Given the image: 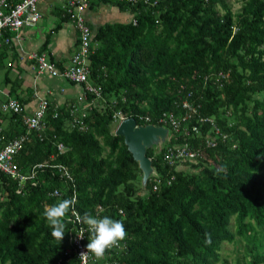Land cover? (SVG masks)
Segmentation results:
<instances>
[{"label":"trees","instance_id":"obj_1","mask_svg":"<svg viewBox=\"0 0 264 264\" xmlns=\"http://www.w3.org/2000/svg\"><path fill=\"white\" fill-rule=\"evenodd\" d=\"M95 1L87 7L107 4L131 16L95 29L85 21L88 81L101 89L103 102L86 109L83 130L71 125L67 106L47 102L44 132L27 133L14 159L22 173L45 164L35 185L19 188L0 173V264H75L70 211L59 244L44 216L47 206L73 194L78 216H108L128 234L95 264H230L221 255L225 244L234 245V264H264V0H232L240 3L236 12L226 0ZM183 101L195 114L177 134L163 127L166 147L186 142L198 155L170 165L166 147L156 154L146 149L153 172L142 185L137 162L111 131L112 117L119 112L139 125L138 117H147L160 127L163 114L183 117ZM197 118L211 120L226 138ZM8 121L12 130L2 143L26 133L18 116ZM192 125L197 134L189 132ZM207 137L214 146L206 147ZM57 164L73 187L50 167Z\"/></svg>","mask_w":264,"mask_h":264},{"label":"built area","instance_id":"obj_2","mask_svg":"<svg viewBox=\"0 0 264 264\" xmlns=\"http://www.w3.org/2000/svg\"><path fill=\"white\" fill-rule=\"evenodd\" d=\"M38 0H0V45L8 46L12 40L9 34L16 33L23 27H33L40 20L41 15L37 10ZM120 3H126L129 5L134 4H147L149 0H116ZM87 6L85 0H65L63 10L68 15L69 21L73 24L76 32L77 49L72 54L69 60L68 66L58 71L54 65L49 62L44 55L31 54L30 59L34 60L35 71L37 74L46 73L52 77H60L69 82L76 84H83L84 91L76 98L75 104L67 105L68 113L71 117V125L76 126L80 130L85 129V126L81 120L84 118L85 111L90 105H93L96 101L103 102L101 89L92 85L88 81V68L87 58L90 51V30L85 23L83 12ZM90 95L92 100L87 101V96ZM48 101L45 98L38 100L36 108L31 113H24V108L15 99H7L5 103L0 104V113L6 115H16L19 117L21 124L25 127L26 133L18 137H13L10 140L3 142V136L0 129V173L16 181L19 188L23 187L26 182L30 181L32 186L35 185L33 179L36 177V171L40 168H44L45 164H36L27 169L25 173H22L15 163L14 159L16 155L21 151L23 144L26 142V135L29 132H34L39 135L44 132L46 128V110ZM80 103L84 104V108L80 107ZM114 103V102H113ZM182 108L185 109L183 117L178 118L173 114H163L158 119L160 127L168 126L170 132L177 134L181 129V123L187 121L195 114V109L191 108L186 101L182 102ZM59 113L54 111L51 115L52 118H57ZM117 121V126L126 117L122 113H114L112 119ZM200 123H208L211 126V130L216 136L224 139L226 136L221 134L219 129L214 127L213 122L209 119L197 118ZM138 120L142 121V125L136 123L139 126L152 125L148 123L147 117H138ZM161 124V125H160ZM189 132L193 134L198 133V128L195 125L190 127ZM185 135L188 134L186 130L183 131ZM170 137L168 132V138ZM206 147H212L215 145V140L211 137H207L205 140ZM58 152L64 150L60 143L56 144ZM198 155V151L188 145V143H174L172 146L166 147L163 153V160L172 165L177 161L194 160ZM46 167V166H45ZM58 175V178L63 180L67 187H73L72 178L67 169L61 165H52ZM155 189V187H153ZM17 193L19 190L16 191ZM50 195L57 196L58 192L53 190ZM74 196V194H73ZM72 196V197H73ZM1 198V194H0ZM71 217L66 219L72 226V231L68 236V243L70 244L73 257L76 264H95V258L88 253L87 258L81 256V253L86 251V231L87 228H83L80 225V221L77 219L78 214L72 208L70 209ZM83 230V238L78 235ZM106 264V263H103Z\"/></svg>","mask_w":264,"mask_h":264},{"label":"crops","instance_id":"obj_3","mask_svg":"<svg viewBox=\"0 0 264 264\" xmlns=\"http://www.w3.org/2000/svg\"><path fill=\"white\" fill-rule=\"evenodd\" d=\"M89 1L93 0H87L86 3L89 4ZM64 2L38 0L37 10L41 18L35 26L23 27L16 35L9 34L12 39L9 45H0V68L4 69L0 104L7 99H15L22 104L26 113H31L39 98H45L50 104L59 107L76 103L81 92L79 86L69 85L60 77L37 74L34 60L29 58L31 54H42L57 70H64L68 66L75 51L76 32L73 24L61 15ZM105 12L114 17L117 16L115 12L121 14L116 7L99 4L90 9L86 7L83 17L93 29L107 22H116L104 20ZM80 107L84 108V104L80 103ZM4 115L0 113L2 136L12 130L9 115Z\"/></svg>","mask_w":264,"mask_h":264},{"label":"clouds","instance_id":"obj_4","mask_svg":"<svg viewBox=\"0 0 264 264\" xmlns=\"http://www.w3.org/2000/svg\"><path fill=\"white\" fill-rule=\"evenodd\" d=\"M76 199L77 197L74 195L71 198L62 199L57 203L49 205L44 209V216L51 227V237L58 241V244L64 238L66 233L65 218L70 209L74 207ZM77 219L87 226V230L90 233V238L86 235L85 242H88L85 246L86 251L81 253V256L85 258H87L88 253H91L97 260L104 258L107 251L120 247L121 242L128 235L123 222L114 220L108 216L100 218L85 212L83 216H77ZM78 236L80 238L84 237L83 230H81V234ZM70 252L72 254L71 247ZM72 258L74 259L73 254ZM74 262L76 264L75 259ZM103 262H99V264H103Z\"/></svg>","mask_w":264,"mask_h":264},{"label":"water","instance_id":"obj_5","mask_svg":"<svg viewBox=\"0 0 264 264\" xmlns=\"http://www.w3.org/2000/svg\"><path fill=\"white\" fill-rule=\"evenodd\" d=\"M114 135L122 137L127 151L141 170V182L144 185L153 172L145 151L163 144L168 136L167 129L154 125L139 126L133 118H127L116 127Z\"/></svg>","mask_w":264,"mask_h":264},{"label":"rangeland","instance_id":"obj_6","mask_svg":"<svg viewBox=\"0 0 264 264\" xmlns=\"http://www.w3.org/2000/svg\"><path fill=\"white\" fill-rule=\"evenodd\" d=\"M93 1H95V0H93ZM111 1H112V2H117L116 0H111ZM226 1L229 3L232 12H236V11H238V9H239V7H240V3H239V2H233L232 0H226ZM85 2H87V0H85ZM95 2H96V1H95ZM119 3H120V2H119ZM124 4H126V3H124ZM63 6H64V4H63ZM86 7H87V6H86ZM104 8H106V7H104ZM109 9H110V8H109ZM110 10H111V9H110ZM62 11H63V8H62ZM103 11H104V10H103ZM102 13H103V12H102ZM105 13H107V14L105 15L104 20L107 19V20H109V21H119V22H123V21H127L129 18H131L130 15H126V14H124V13L118 14V13L115 12V14H117V16H115V17H114L113 15H111L110 13H108V12H105ZM70 23H71V22H70ZM76 49H77V46H75V51H76ZM75 51H74V52H75ZM3 74H4V69L0 68V88L2 87L1 85H2ZM39 99H40V98H39ZM5 101H6V100H5ZM5 101L2 102L1 104L5 103ZM99 106H100V105H99ZM99 106L97 107V109H101V107L99 108ZM24 113H26L25 110H24ZM4 116H6V115H4ZM139 122H140V121H139ZM141 122H142V121H141ZM116 127H117V121L114 120V118H113V119H112V125H110L111 131L113 132V134H114V132H115ZM167 139H168V136H167V138L165 139L164 144H160V145H157L156 147L152 148V152H154V153L156 154V153L159 151L160 147H166L167 144H168V142H166ZM233 250H235V249H234V245H232V244H225V245L223 246V248H222V252H221L222 257H224L225 260H226L228 263H230V264H234V260H233V258H234ZM217 264H219V263H217Z\"/></svg>","mask_w":264,"mask_h":264}]
</instances>
